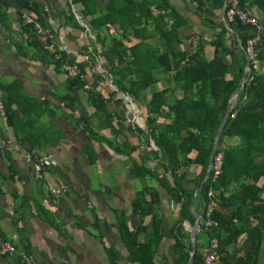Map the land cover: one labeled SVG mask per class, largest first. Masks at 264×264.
Here are the masks:
<instances>
[{"label":"trees","instance_id":"obj_1","mask_svg":"<svg viewBox=\"0 0 264 264\" xmlns=\"http://www.w3.org/2000/svg\"><path fill=\"white\" fill-rule=\"evenodd\" d=\"M17 1L21 8L35 13L36 17L41 15L43 20L47 18L43 1L49 3V0ZM63 1L64 6L74 7L80 14L79 19L93 28L96 37L104 43L99 51L91 49L90 52L101 56L108 68L102 70L101 64L90 61L91 75L101 80L104 76L115 92L144 105V127L135 123L126 127L132 128L135 135H141L145 130L156 147L152 149L146 142L139 152L143 160L139 158L138 162L131 159L129 153L125 154L130 160V173L142 180L141 188L130 203L140 223L134 229L128 228L123 212L113 209L119 237L131 254L132 262L155 264L162 237V220L156 210L158 192L149 182L156 181L179 203L178 215L170 231L176 254L174 264H186L191 241L182 227V221L187 220L190 225L194 223L189 202L194 188L204 175L212 140L228 98L239 88L246 61L244 47L248 39L256 36L255 28L240 23L236 18L225 25L216 15L224 0H190L200 12L199 15L196 11L194 14L200 22L212 26L213 35L203 41L200 35L191 33L196 36L193 48L185 44L184 48L176 49L175 44L182 40V22L173 14L167 0ZM52 2L56 6V0ZM238 4L241 8L247 7L262 27L252 46L256 67L250 65L246 81L233 103H229L228 115L214 153V156L221 154L219 171L213 180L212 172H209L195 196L201 210L192 264H203L202 253L198 249L199 239H204L208 245L209 239L215 238L226 254V248L235 244L241 231L246 228L243 225L246 219L253 222L251 226L255 236L247 254L238 255L233 264H257L263 241L261 235L264 236V0H238ZM152 6L163 11V14H152ZM207 9L213 14L206 15ZM18 14L22 30L26 33L35 30L32 23H24L21 13ZM59 14L65 16L66 12L60 9ZM66 17L75 28L87 35L85 26L78 23L73 15ZM149 39H153L154 43H150ZM25 46L37 48L35 54L41 64H52L55 71L65 74L61 67L65 60L63 54L60 53L62 57H58L55 55L57 50L50 52L43 49L39 41L25 40L18 49L25 50ZM164 77H169L166 80L171 85L158 89L156 83ZM85 81L83 76L65 75L66 92L62 100L73 105L77 98L76 91L82 90ZM96 86L97 83L82 90L85 103L92 108L89 116L97 121H108L112 114L106 102L110 97H105L101 86ZM0 88V104L5 121L12 129L16 142L23 145L25 151H37L47 142L52 144L58 140V133L34 124L32 115L39 116L44 109L20 91L18 82L3 84ZM74 122L89 138L99 135L89 126L84 114L79 112ZM113 150L122 152L118 147ZM160 154L164 155V160L160 159ZM150 159L161 167L163 173L158 174L145 164ZM190 166H195L196 172L193 183L186 188L182 182L187 181L186 171ZM208 190H211L212 196L206 195ZM209 203V218L216 221V225L204 226L202 222ZM35 208L47 224L64 237L67 236L60 230V224L48 217L40 206L35 205ZM145 216L151 217V233L146 242H139L137 234L144 228L142 221ZM18 220V217L14 218L15 224ZM17 231L21 233L19 228ZM14 244L25 253H30L26 240L20 238ZM221 264H226V258L223 257Z\"/></svg>","mask_w":264,"mask_h":264},{"label":"crops","instance_id":"obj_2","mask_svg":"<svg viewBox=\"0 0 264 264\" xmlns=\"http://www.w3.org/2000/svg\"><path fill=\"white\" fill-rule=\"evenodd\" d=\"M167 2L172 7L173 14L182 22L181 39L188 32H195L203 41L212 37V26L200 22L194 14L195 11L198 15L200 13L194 2ZM55 5L52 0L49 3L43 1V9L47 14V18L43 20L41 15L36 17L35 13L21 8L17 0H0V87L18 82L20 91L44 109V113L41 112L39 116L32 115L34 124L59 134L55 143L47 142L37 149L38 154L47 161L40 182L32 175V163L25 157L23 145L16 142L12 129L5 128L0 117V238L13 242L20 238L26 240L35 264H138L131 261V254L119 237L118 221L112 210L123 212L130 229L136 228L140 223L138 215L131 210L130 203L141 188L142 180L130 173L129 157L137 162L139 158L143 160V155L139 152L144 149L146 142L150 148L156 147L149 135H135L132 128L126 126L132 123L139 125L140 120H144L145 107L130 97L128 101L125 100L123 94L115 92L104 76L101 80L91 75L92 55L88 56L87 51H99L103 42L99 39L92 42L90 35H84L73 26L66 17L70 14L69 6H64L63 0H56ZM70 8L75 11L72 5ZM60 9L66 12L65 16L59 14ZM18 12L24 23L25 16L52 31L54 46L64 52L65 60H72L80 69L87 88L97 83L96 88L101 86L105 97L111 96L109 108H114L111 124L89 116L92 108L85 103L81 90L76 91L77 98L73 105L63 102L61 97L66 92L65 74L55 71L52 64H41L35 54L37 48L25 46V50L18 49V46L24 45L25 40L37 41L38 37L35 30L26 33L21 29ZM212 12L207 9L205 14H213ZM221 12L222 7L216 11L218 18ZM151 40L148 41L152 43ZM174 47L184 48L183 39ZM99 57L94 58L100 61ZM146 96L148 97V92ZM15 107L18 108V105ZM79 112L87 116L89 126L99 133L96 138H89L75 124L74 119ZM116 147L122 152L114 151ZM126 153H129V157ZM160 159H165L163 154H160ZM145 164L158 174L163 173L154 160H146ZM195 172V166H190L186 171L187 181L182 182L186 188L193 183ZM149 183L158 192L156 210L162 220V237L155 255V264H174L176 254L170 226L177 218L179 203L156 181L151 180ZM59 184H65L66 189L53 197L47 187ZM35 205L40 206L48 217L59 223L60 230L67 236L64 237L47 224L36 212ZM192 209L200 220L201 205L196 202L195 197ZM17 217L19 220L15 224L14 218ZM252 224L246 219L243 224L246 228L239 234L237 242L226 248V264H233L238 255L247 254L255 236ZM142 225L144 228L138 231L137 240L146 242L151 233V217L145 216ZM182 227L188 232L190 241L194 223L190 225L187 220H183ZM18 228L21 230L20 234ZM224 235L222 232V236ZM262 240L264 241V236L261 235ZM199 241L198 249L203 254L207 243L204 239ZM263 241L257 264H264ZM0 264L23 263L13 255L1 257Z\"/></svg>","mask_w":264,"mask_h":264},{"label":"built area","instance_id":"obj_3","mask_svg":"<svg viewBox=\"0 0 264 264\" xmlns=\"http://www.w3.org/2000/svg\"><path fill=\"white\" fill-rule=\"evenodd\" d=\"M151 13L156 14H163V11L155 8L154 6L150 7ZM25 18V22L33 23L34 29L38 34V39L41 42V45L43 49L46 50H53V44H52V34L42 28L40 24L37 22H33L32 19ZM236 18L240 23L242 24H250L253 25L255 30L256 36L248 39L246 41V46L244 47V55L247 57V60L249 61V65L252 67H256V62L254 60V52L252 50V46L256 41V38L258 34L261 32L262 27L258 20L252 15L250 10L247 7L241 8L239 7L238 0H225L224 2V8L221 12L220 20L227 25L228 22H231ZM215 30H218L215 28ZM190 45L189 48H193L195 44V38L188 37L184 41V45ZM73 68L74 70H72ZM64 69L66 70L68 75H75L76 69L74 66H65ZM0 117L3 120L4 125V115L2 112V107L0 104ZM5 127V125H4ZM25 157L31 161L32 163V175L35 179L41 180L43 179V173L47 165V161L45 157L40 156L35 150H28L25 151ZM220 157L221 154L218 153L216 156H214L213 164L210 169L212 172V180L215 178L216 174L219 171V165H220ZM209 171V172H210ZM209 174V173H208ZM66 189L65 184H59L55 187H47L48 192L53 196L57 197L61 192H63ZM211 190H208L206 192L207 196H212ZM211 203L206 208L205 215L206 218L203 220L204 226L209 225H216V221L209 218V211H210ZM16 255L17 257H20L23 261V264H35V258L30 253H25L21 249H19L13 241H10L8 239L0 238V258L3 256H13ZM225 253L223 252L222 248L218 244V241H216L215 238L209 239V244L206 246L205 252L202 254L203 264H221L222 259L224 257Z\"/></svg>","mask_w":264,"mask_h":264},{"label":"water","instance_id":"obj_4","mask_svg":"<svg viewBox=\"0 0 264 264\" xmlns=\"http://www.w3.org/2000/svg\"><path fill=\"white\" fill-rule=\"evenodd\" d=\"M224 2H225V0H224ZM223 8H224V3L222 5V10H223ZM235 36H236V38L238 37V33L237 32L235 33ZM238 44H239V47H242L240 42H238ZM245 58H246V61H245V64H244L243 73H242L241 78H240L239 88L233 94H231L230 97L228 98L226 109L224 111V114H223V116L221 118V121H220V123H219V125H218V127L216 129V132H215L213 140H212V144H211L210 152H209V155H208V160H207V165H206V169H205L204 175H203L201 181L198 183V185L194 188L191 200L189 202V211H190L191 215L194 218V227H193L194 229H193V232L191 233V236H190L191 251H190L189 259H188L186 264H192V262H193L194 253H195V245H196L195 235L198 232L199 226H200L199 225V221H198L199 220V215L196 212L193 211L192 203H193L194 197L198 194V192L202 188V185H203L204 181L207 179L208 173H209V171H210V169L212 167L217 141H218L221 129H222V127L224 125V122L226 120V117L228 115L229 103L232 100L236 99V97H237V95H238V93L240 91V88L242 87L243 83L246 81V78L248 76L250 65H249V61L247 60L246 56H245Z\"/></svg>","mask_w":264,"mask_h":264},{"label":"rangeland","instance_id":"obj_5","mask_svg":"<svg viewBox=\"0 0 264 264\" xmlns=\"http://www.w3.org/2000/svg\"><path fill=\"white\" fill-rule=\"evenodd\" d=\"M76 11V10H75ZM75 11L73 12L72 11V9L69 7V13L71 14V15H74V17H75V19L81 24V25H84L85 26V28H86V32H87V35H90L89 36V38H90V40H92V42L93 41H97L98 39L100 40V38H98V37H96V35H95V33H94V30H93V28H91L90 26H88L87 25V23H85L84 21H81L80 19H79V17H80V14L76 11V13H75ZM162 15V14H161ZM33 24V23H32ZM39 24V23H38ZM42 26V28H44L43 27V25H41ZM34 27V26H33ZM45 30H47V31H49L51 34H52V39H53V33H52V31L50 30V29H47V28H44ZM36 32V31H35ZM82 33H84V31H81ZM189 33V34H188ZM188 33H186L184 36H183V42L188 38V37H192V38H196V36H194V34H191V33H195V32H188ZM85 35V34H84ZM37 36H38V34H37ZM98 40V41H99ZM37 41H39V39H38V37H37ZM100 41H102V40H100ZM152 41V44L154 43V40L152 39L151 40ZM40 42V41H39ZM103 42V41H102ZM41 43V42H40ZM52 44H53V42H52ZM93 44V43H92ZM104 44V43H103ZM53 50L52 51H54V50H57V53L55 54L56 56H58V57H60L61 55H60V53L61 54H63L64 56H65V54H64V52L60 49V48H58V49H56V47L54 46V44H53ZM48 51H50V50H48ZM52 51H50V52H52ZM87 55L88 56H91L92 55V58L90 59V61L91 62H94V63H97V64H102V66H103V69L102 70H106L107 68H108V66H107V64L105 63V61L102 59V57L100 56L99 58H101L100 59V61L98 60V59H95L94 57H97V56H95V55H93L90 51H87ZM62 57V56H61ZM65 66H74L75 67V69H76V74L75 75H68L67 74V72H66V70L64 69V67ZM62 70H64L65 71V75H67V76H76V75H79V77H81L82 75L80 74V69L73 63V61L72 60H64V62H63V64H62ZM72 70H74L73 68H71ZM264 69V68H263ZM75 71V70H74ZM166 78H169V77H164V78H161V80L158 82V83H156V86H157V88L158 89H160V88H163V87H166V85L168 86V85H171V83L170 82H168V80H166ZM98 79V78H97ZM104 79V78H103ZM106 79V78H105ZM106 81L109 83V80H107L106 79ZM106 82V85H109L108 83ZM87 83L85 82V84H84V86H83V88H82V90H86V88H87ZM92 86V85H91ZM90 86V87H91ZM79 90H81V89H79ZM81 90V91H82ZM84 93V92H83ZM124 96V99L125 100H129V96H126V95H123ZM111 97V96H110ZM111 99V98H110ZM121 99L122 100H124L123 99V97H121ZM63 101V100H62ZM233 101L234 100H232L231 102L233 103ZM63 102H65V101H63ZM66 103V102H65ZM107 103V105H108V107H109V101H107L106 102ZM67 104V103H66ZM109 110H110V113L112 114L111 115V117L108 119V121H102L103 123H105V124H111V122H112V120H113V116H114V108L113 107H111V108H108ZM139 115H140V113H139ZM142 117V116H141ZM5 118V117H4ZM143 119V118H142ZM140 120V124H139V126H141V127H144V123H143V120ZM1 120H2V118H1ZM111 120V121H110ZM2 123H3V120H2ZM4 125H5V128H7L8 127V125H7V123H6V121H5V119H4ZM138 125V124H137ZM111 126V125H110ZM141 135H147V133H146V131L144 130V132H143V134H141ZM37 152V151H36ZM38 153V152H37Z\"/></svg>","mask_w":264,"mask_h":264}]
</instances>
